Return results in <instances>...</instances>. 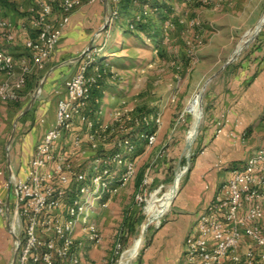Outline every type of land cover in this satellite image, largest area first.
<instances>
[{
	"label": "rangeland",
	"instance_id": "rangeland-1",
	"mask_svg": "<svg viewBox=\"0 0 264 264\" xmlns=\"http://www.w3.org/2000/svg\"><path fill=\"white\" fill-rule=\"evenodd\" d=\"M262 16L264 0H105L104 12L79 60L87 64L89 77L100 73L92 97H98L96 105L102 111V122L111 131L103 132L108 137L103 140L99 136L95 147L84 142L86 153L78 152L72 163L74 168L82 165L87 173L98 154L119 151L121 156L128 157L121 142L117 148L114 145L121 139L129 138L130 143L134 140L138 145L129 153L135 157L133 174L119 180L113 193L104 194L105 205L88 210L100 240L89 243L80 230L82 226L76 228L75 238L82 242L78 253L85 264H118L122 254L143 233L138 252L125 263L138 264L151 233L179 198L202 150L197 144L200 135L205 129L213 135L225 123L227 111L217 112L215 106L209 105L207 96L222 91L246 67L264 31ZM130 19L146 23L147 31L130 26ZM12 46L17 51L24 50L22 45ZM0 47L10 52L8 45L0 43ZM28 78L30 82L27 85L26 81L18 101L0 102V163L5 167L7 160L14 164V142L21 141L34 125L37 110L44 118L56 110L58 99L55 102V97L49 95L42 99L43 74L36 76L32 69ZM197 94L200 119L187 149L186 135L194 115L186 108ZM146 113L159 116L156 129L138 121ZM151 129L156 135L149 144L146 135ZM78 132L85 135V128L81 126ZM262 141L264 125L252 126L242 134L239 143L233 144L237 145L233 150H245V160L259 149ZM111 164L116 172H122V164ZM27 166L21 175L11 171L8 177L23 178ZM180 170L174 189L172 185ZM163 204L167 208L159 213ZM261 224L264 226V218ZM8 234H13L10 229ZM10 256L2 264H10Z\"/></svg>",
	"mask_w": 264,
	"mask_h": 264
},
{
	"label": "built area",
	"instance_id": "built-area-1",
	"mask_svg": "<svg viewBox=\"0 0 264 264\" xmlns=\"http://www.w3.org/2000/svg\"><path fill=\"white\" fill-rule=\"evenodd\" d=\"M54 1L35 0L30 9L35 35L26 37L25 46L35 53L36 61L51 55L74 9V0H61L60 18L51 24ZM13 28L0 8L2 42L15 40ZM30 72L26 60H22L20 70L16 71L14 56L0 47V74L5 75L0 80V102L18 101ZM99 77L100 73L89 77L85 63L70 74L65 81V95L56 103L54 123L35 146L25 176L10 175L6 181L10 196L8 200L0 199V218L7 217L14 235L15 264H85L78 253L82 242L75 238L76 228L82 226L80 230L87 242L99 241L100 235L90 222L88 210L105 205L104 194L113 193L117 182L134 172L135 162L129 156L134 144L129 138L114 144L117 148L121 142L129 158L121 156L119 151L98 154L87 173L82 165L74 168L72 163L78 152L86 153L84 142L95 147L100 137L103 140L108 137L103 132L111 131L102 122V111L96 105L98 97H92ZM138 121L152 124L155 129L160 122L158 115L147 113L141 114ZM81 126L85 135L78 132ZM155 135V131L146 135L149 144ZM113 162L123 165L122 172L114 170ZM262 218L264 141L253 155L231 169V177L223 184L222 192L200 213L198 235H189L185 242L189 264H264Z\"/></svg>",
	"mask_w": 264,
	"mask_h": 264
},
{
	"label": "crops",
	"instance_id": "crops-1",
	"mask_svg": "<svg viewBox=\"0 0 264 264\" xmlns=\"http://www.w3.org/2000/svg\"><path fill=\"white\" fill-rule=\"evenodd\" d=\"M60 1L53 2L54 11L49 18L51 24L60 18ZM74 1L70 20L63 28L57 46L48 58L36 61L35 53L25 46L26 37L30 34L34 36L30 9L35 5V0H0L3 15L14 25L16 36L12 42L0 43L8 45V50L16 60L17 71L20 70L22 60H26L36 76L43 74V100L49 95L54 96L56 102L60 96L65 95V81L71 71L79 66L80 53L89 44L101 13L104 12L105 0ZM12 45H22L24 50L17 51ZM249 57L248 64L237 73L231 84L207 96L209 105L215 106L217 112L227 111L225 123L213 135L207 133L206 129L200 135L197 144L202 150L195 159L179 198L162 223L151 233L138 264H189L185 253L187 237L198 235L197 220L200 213L222 192L223 184L231 176L232 167L241 165L245 158L246 151L237 153L233 150L237 145L233 144L239 143L247 128L264 125V31L258 38L257 48ZM4 77V74H0V80ZM40 111L37 110L36 122L21 141L14 142V164L9 160L6 167L0 163V195L5 200L10 196L6 186L8 175L11 171L19 175L24 172L36 144L54 123L55 108L45 118ZM8 232V219L6 216L1 217L0 264L9 255L12 262L14 256V235L10 236Z\"/></svg>",
	"mask_w": 264,
	"mask_h": 264
},
{
	"label": "bare ground",
	"instance_id": "bare-ground-1",
	"mask_svg": "<svg viewBox=\"0 0 264 264\" xmlns=\"http://www.w3.org/2000/svg\"><path fill=\"white\" fill-rule=\"evenodd\" d=\"M260 22H264V16H262ZM186 109L194 115V119H193L194 121L192 122V126H191V128L189 129V131L187 132V135H186V140L190 142L193 139V137L195 136L196 132H197L199 119H200L201 106H200V95L199 94H197L196 97H194L188 103ZM192 142H190V143H192ZM180 175H181V170L178 173L177 179L175 180V182L172 185L174 189L177 187V183H178ZM166 204L165 205L163 204V206H159V209H158L159 213H162L163 211H165V209L167 208ZM144 226H146V224H144ZM142 235H143V233H141V235L134 240L132 246H130L122 254V256L120 257V259L118 261V264H125L127 261H129L138 252V250H139V248L141 246Z\"/></svg>",
	"mask_w": 264,
	"mask_h": 264
},
{
	"label": "trees",
	"instance_id": "trees-1",
	"mask_svg": "<svg viewBox=\"0 0 264 264\" xmlns=\"http://www.w3.org/2000/svg\"><path fill=\"white\" fill-rule=\"evenodd\" d=\"M128 24L130 25V26H132L133 28H137V29H143V30H146L147 31V24L146 23H143V22H141V20L139 21V20H133V19H130L129 20V22H128ZM81 63V61L79 62V64ZM27 85L29 84V82H30V78H28L27 80ZM94 90H95V88L92 90V95L93 96H95L94 94H95V92H94ZM23 91H24V89H23ZM155 127H153L152 129H154ZM151 129V131H153ZM148 132V131H147ZM133 144H134V146L135 145H138V143L137 142H135L134 140H133ZM132 155V154H131ZM131 158L133 159V160H135V157L132 155L131 156Z\"/></svg>",
	"mask_w": 264,
	"mask_h": 264
},
{
	"label": "water",
	"instance_id": "water-1",
	"mask_svg": "<svg viewBox=\"0 0 264 264\" xmlns=\"http://www.w3.org/2000/svg\"><path fill=\"white\" fill-rule=\"evenodd\" d=\"M42 83H43V81L41 82L40 87H41ZM34 99H35V97H33V98L31 99V102H33ZM30 104H31V103H30ZM28 107H29V106H28ZM185 147H186L187 149H190V147H191V143H190L189 141H187V140H186V142H185ZM188 159H189V157L187 156V160H188ZM176 194H177V190H176V192H175V194H174L172 200L174 199V197L176 196ZM15 258H16V252L14 253V256H13V259H12L11 264H15Z\"/></svg>",
	"mask_w": 264,
	"mask_h": 264
}]
</instances>
